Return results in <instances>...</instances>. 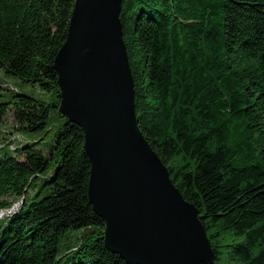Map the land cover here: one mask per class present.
Wrapping results in <instances>:
<instances>
[{"label":"trees","instance_id":"1","mask_svg":"<svg viewBox=\"0 0 264 264\" xmlns=\"http://www.w3.org/2000/svg\"><path fill=\"white\" fill-rule=\"evenodd\" d=\"M75 1L0 0V73L59 89L54 62ZM120 17L138 125L200 210L212 264H264V0H123ZM56 110L0 94V126L12 114L23 134L45 131ZM64 118L46 149L25 145L0 159V211L55 166L53 192L0 221V264H57L63 241L89 227L101 234L68 264H128L105 245L84 131Z\"/></svg>","mask_w":264,"mask_h":264},{"label":"water","instance_id":"2","mask_svg":"<svg viewBox=\"0 0 264 264\" xmlns=\"http://www.w3.org/2000/svg\"><path fill=\"white\" fill-rule=\"evenodd\" d=\"M123 0H76L55 58L60 112L80 124L91 163L88 198L105 245L128 264H212L200 219L138 125Z\"/></svg>","mask_w":264,"mask_h":264},{"label":"rangeland","instance_id":"3","mask_svg":"<svg viewBox=\"0 0 264 264\" xmlns=\"http://www.w3.org/2000/svg\"><path fill=\"white\" fill-rule=\"evenodd\" d=\"M0 86L3 89L1 92L2 100L6 102L11 101L14 95L21 93L37 98L48 104H58V106L61 105L62 97L58 88L54 89L51 93H46L37 86L24 84L16 79L6 78L1 73ZM64 123L65 118L61 115V112L56 110L52 112L45 131L38 135H30L23 134L18 131L14 124L13 115H8V117L4 120V123L0 126V147L7 144L5 150L0 152V159L6 154L13 152L16 148H20L25 145H33L42 150L46 149V145L54 140L57 133L62 129ZM54 171L55 166L49 173L32 181L30 186L27 188L26 195L22 197V200L8 198L7 200L12 203V206L2 209L0 211V218L6 211H8L9 216H12L14 213L19 212L25 203L29 205L31 202L40 200L46 195L52 193L54 188L49 186V182L54 175ZM7 219L4 220L5 224L9 221V218ZM100 234L101 229L97 227H89L82 231L70 233V235L62 243L57 264H68L71 262V259L74 256H76L81 250L84 252V249L88 246V244H91V242L94 241Z\"/></svg>","mask_w":264,"mask_h":264},{"label":"bare ground","instance_id":"4","mask_svg":"<svg viewBox=\"0 0 264 264\" xmlns=\"http://www.w3.org/2000/svg\"><path fill=\"white\" fill-rule=\"evenodd\" d=\"M1 92L2 91H0V94H1ZM2 98V97H1ZM59 110H60V106H59ZM60 112V111H59ZM64 116V115H63ZM65 117V116H64ZM67 118V117H66ZM67 120L68 121H70V122H74V123H77L78 125H80L78 122H76V121H72V120H70L69 118H67ZM7 147V146H6ZM20 200H22V198L20 199ZM27 202V201H26Z\"/></svg>","mask_w":264,"mask_h":264}]
</instances>
